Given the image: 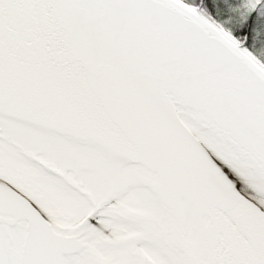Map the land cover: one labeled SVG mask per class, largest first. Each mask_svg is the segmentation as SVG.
Returning <instances> with one entry per match:
<instances>
[{
  "label": "snow or ice",
  "instance_id": "1",
  "mask_svg": "<svg viewBox=\"0 0 264 264\" xmlns=\"http://www.w3.org/2000/svg\"><path fill=\"white\" fill-rule=\"evenodd\" d=\"M0 264H264V0H0Z\"/></svg>",
  "mask_w": 264,
  "mask_h": 264
}]
</instances>
